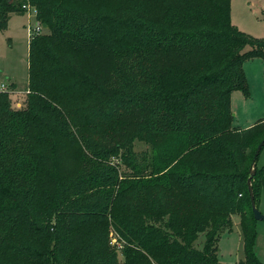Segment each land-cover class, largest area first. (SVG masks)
I'll return each instance as SVG.
<instances>
[{
    "label": "trees",
    "instance_id": "trees-1",
    "mask_svg": "<svg viewBox=\"0 0 264 264\" xmlns=\"http://www.w3.org/2000/svg\"><path fill=\"white\" fill-rule=\"evenodd\" d=\"M114 1L0 0V31L28 4L47 25L29 43L26 107L0 91V264H222L232 214L239 264H263L247 182L264 118L234 128L231 96L250 97L244 64L264 62V39L233 25L231 0H151L150 14L127 0L124 16ZM86 78L101 89L88 110ZM252 186L258 204L264 167Z\"/></svg>",
    "mask_w": 264,
    "mask_h": 264
},
{
    "label": "rangeland",
    "instance_id": "rangeland-1",
    "mask_svg": "<svg viewBox=\"0 0 264 264\" xmlns=\"http://www.w3.org/2000/svg\"><path fill=\"white\" fill-rule=\"evenodd\" d=\"M113 9H118V14L124 16V12H129L127 0H115L111 3ZM147 14L158 10V4H154L148 0L143 4ZM36 9L27 5L25 14L12 15L7 28L0 31V91L2 84L8 86V92L14 108H25L28 102V60H29V43L35 36L44 35L47 29H42L39 35H28L29 28L36 25L37 19ZM231 20L233 25L241 32L246 33L257 39H264V0H231ZM42 25V24H41ZM60 55L72 61V56L76 54L68 49H60ZM78 56V55H77ZM259 63V68L257 64ZM263 63V65H262ZM129 59L124 56L118 57V74L116 81L112 86L113 89L119 90L124 83L125 78L129 76ZM246 65V66H245ZM244 72L248 80L250 97L245 98L244 95L236 91L231 96V109L233 111V127L239 129H247L250 125L264 118V62L261 59H254L245 62ZM85 81V107L87 110L91 107L93 99L99 98V89L91 80ZM13 84L11 87L10 85ZM75 108V107H74ZM102 140L104 137H98ZM135 151L141 153L148 150L149 146L143 143H135ZM118 161V162H117ZM121 161L112 158L111 164L115 166ZM258 168L264 167V149L258 160ZM68 170V168L66 169ZM120 176L129 172V169L118 167ZM71 174V172H69ZM122 174V175H121ZM125 178V176H123ZM122 180V179H120ZM261 195L257 207L264 214V193L261 186L259 187ZM262 203V204H260ZM234 217H239L238 214H232L233 230L224 232L219 241V260L222 264H239L244 259L243 241L238 238V229H235ZM240 228V222H239ZM238 231V232H237ZM241 231V230H240ZM242 236V234H241ZM111 245L117 250L120 259L122 260V250L125 247L124 242L110 228L109 233ZM205 241V235L200 234L199 239L195 243L196 248L202 249ZM255 254L258 260L264 264V221L257 223V238L255 244Z\"/></svg>",
    "mask_w": 264,
    "mask_h": 264
},
{
    "label": "water",
    "instance_id": "water-1",
    "mask_svg": "<svg viewBox=\"0 0 264 264\" xmlns=\"http://www.w3.org/2000/svg\"><path fill=\"white\" fill-rule=\"evenodd\" d=\"M42 27L44 29H47V25L43 24ZM264 148V140L260 143V145L258 146L257 150H256V153L254 155V158H253V161H252V164H251V168H250V178L248 179V190H249V196H250V201H251V207H252V212H253V215H254V219L257 221V222H262L264 221V214H262L258 207H257V204H256V200H255V195H254V190H253V186H252V180H253V177L255 176L256 174V171H257V163H258V160H259V157L261 155V152Z\"/></svg>",
    "mask_w": 264,
    "mask_h": 264
},
{
    "label": "built area",
    "instance_id": "built-area-1",
    "mask_svg": "<svg viewBox=\"0 0 264 264\" xmlns=\"http://www.w3.org/2000/svg\"><path fill=\"white\" fill-rule=\"evenodd\" d=\"M26 9H27V7H26ZM42 29H43V27H42L41 23L36 22V25L34 27L29 28L28 35L29 36L31 35L32 30H33L34 34L39 35L41 33ZM1 89H2L1 91H7V92L9 91L8 86L5 84H2Z\"/></svg>",
    "mask_w": 264,
    "mask_h": 264
},
{
    "label": "crops",
    "instance_id": "crops-1",
    "mask_svg": "<svg viewBox=\"0 0 264 264\" xmlns=\"http://www.w3.org/2000/svg\"><path fill=\"white\" fill-rule=\"evenodd\" d=\"M257 60V59H256ZM257 64V67L259 68V63H256ZM262 65H263V63H262ZM246 66V65H245ZM245 68V67H244ZM263 119V118H262ZM261 120V119H260ZM259 121V120H258ZM257 121V122H258ZM255 124V123H254ZM253 125V124H252ZM252 125H250V126H252ZM249 126V127H250ZM263 193H264V191H263ZM260 204H262V203H260ZM237 221L236 223H235V229H238V231H239V233H238V238L240 239V238H242V236H241V231H240V228H239V222H240V218L239 217H234V220L233 221ZM258 223V222H257ZM237 231V232H238ZM230 233V232H229ZM231 234V233H230Z\"/></svg>",
    "mask_w": 264,
    "mask_h": 264
}]
</instances>
